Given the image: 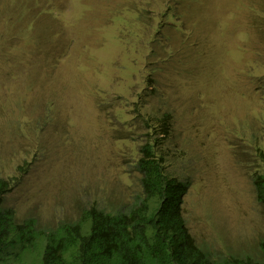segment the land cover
<instances>
[{"label":"rangeland","instance_id":"obj_1","mask_svg":"<svg viewBox=\"0 0 264 264\" xmlns=\"http://www.w3.org/2000/svg\"><path fill=\"white\" fill-rule=\"evenodd\" d=\"M188 1L0 0V178L17 177L5 205L19 217L52 228L129 201L142 118L167 110L189 233L215 256L255 254L264 0Z\"/></svg>","mask_w":264,"mask_h":264},{"label":"trees","instance_id":"obj_2","mask_svg":"<svg viewBox=\"0 0 264 264\" xmlns=\"http://www.w3.org/2000/svg\"><path fill=\"white\" fill-rule=\"evenodd\" d=\"M159 27L150 30L155 34ZM71 28L70 24L66 29ZM41 39L50 44L48 38ZM3 40V45L11 43ZM50 53L41 51L32 57L39 56L45 64ZM152 83L151 78L147 88ZM172 119L167 110L142 118L150 134L139 147L136 161L139 190L115 209L91 205L81 209L76 219L48 228L34 216L19 217L5 205L18 180L0 178V264H264V242L253 255L221 257L204 250L189 233L182 210L188 182L166 164L169 149L164 144L170 141ZM259 158L263 170L253 186L264 210L263 151Z\"/></svg>","mask_w":264,"mask_h":264}]
</instances>
